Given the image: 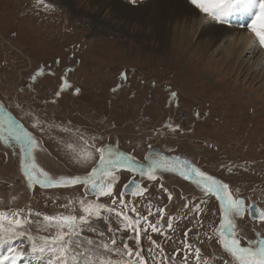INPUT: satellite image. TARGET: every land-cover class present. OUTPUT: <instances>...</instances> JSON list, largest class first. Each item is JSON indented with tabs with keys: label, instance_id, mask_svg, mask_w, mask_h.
Listing matches in <instances>:
<instances>
[{
	"label": "rangeland",
	"instance_id": "rangeland-1",
	"mask_svg": "<svg viewBox=\"0 0 264 264\" xmlns=\"http://www.w3.org/2000/svg\"><path fill=\"white\" fill-rule=\"evenodd\" d=\"M94 1L0 0V93L31 128L41 168L52 178L85 176L97 165L96 149L107 139L137 157L148 148L170 147L169 152L193 160L200 171L227 184L233 198L244 201V216H232L242 246L264 239V222L252 221L247 213L250 204L264 210V97L256 96L262 88L257 90L259 84L249 80L256 66L264 67V56L245 55L251 69L243 74L236 71L237 61L230 68L227 60L218 61L222 52L217 51L215 58L211 51L198 54V46L191 49L194 40L187 49L171 31L163 53L156 40L146 41L143 48L136 37L149 30L136 22L119 21L126 30L122 33L117 20L105 17L112 7L107 0L105 6ZM229 16L226 22L250 21L244 13L235 21ZM106 23L115 25L114 30ZM173 43L186 48V55H177L181 51ZM31 73L40 79L27 89L25 81ZM18 164L0 157V196L7 206L0 211L9 216L12 212L27 216L30 211L27 227L33 237L55 232L43 216L78 217L83 214L80 201L94 202L115 211L102 210L100 218L83 226L72 245L80 253L91 249L99 255L101 244L124 253L127 243L141 252L145 264H185V260L198 264L195 249L199 248V264H233L218 243L220 210L215 199L180 179L166 173L148 178L142 183L144 193L135 198L123 195L121 205L124 179H135L129 172L115 180L111 196L98 197L87 194L81 185L29 189ZM115 212H123L133 228L140 229L139 245L133 228ZM137 219L139 225L134 223ZM149 225L159 231L153 232ZM89 240L94 243L89 245ZM10 245L23 253L16 264H47L52 255L33 253L27 235L12 239ZM8 246L0 245V255L7 254ZM108 258L112 264L129 259L116 252ZM70 264H88V256L77 255Z\"/></svg>",
	"mask_w": 264,
	"mask_h": 264
},
{
	"label": "snow or ice",
	"instance_id": "snow-or-ice-1",
	"mask_svg": "<svg viewBox=\"0 0 264 264\" xmlns=\"http://www.w3.org/2000/svg\"><path fill=\"white\" fill-rule=\"evenodd\" d=\"M135 2V0H132ZM201 12L205 13L209 18L219 23L226 22L225 18L233 11H240L245 13L251 21L246 24V28L253 34L254 42H258L261 48H264V0H191ZM59 93H57L58 95ZM174 95V94H173ZM7 128L9 137L21 145V170L25 173L28 180L29 187L34 184H39L43 187H65L71 185L83 184L86 189L90 188L93 194L99 196H111L112 184L106 182V178L113 175L111 168L124 167L129 171H139L141 175L147 174L150 179H155L152 174L157 163L152 161L147 169L144 167H137L134 158L123 157L119 153L109 151L105 155L104 149H97L100 152V159L97 166L85 177H73L53 179L43 169L39 168L32 156V150L36 146L34 138L19 126H16L12 121H8ZM0 138H3L0 134ZM168 170H175L173 166H167ZM190 173L196 176V183L199 185L206 194H214L220 201L221 216L220 226L215 229L219 233L218 243L222 249L230 254L233 264H264V239L251 241L248 246H242L241 240L237 238L235 231L236 225L232 216H244V201L239 198H233L232 193L229 191L227 184H222L214 177L206 175L198 168H190ZM181 174H184L183 172ZM134 182H130L132 184ZM128 187V185H126ZM143 189L136 185L132 190V195H142ZM123 194L121 196L120 204L123 205ZM115 203V200H113ZM81 212L80 216L73 214H58V215H45L42 217L47 225L55 227V232L48 236L33 237L28 234V227L31 224L29 211L27 216H22L20 212H12L9 216L8 213L0 211V245L8 244L7 254L0 255V264H16V259L23 253L11 247L10 241L16 237L26 236L29 241H32L31 250L33 253L39 252L40 254L51 252L52 255L48 258L47 264H70L77 255H87L88 264H112V260L108 258L113 252L117 254H126L129 259L117 261L116 264H145V258L139 250L133 251L132 248L124 243V253H120L119 249L110 248L108 244H101L97 247L103 249L97 255L92 253H80L77 249L73 248V240L78 237L83 231V226L88 224L92 218H100L101 212L107 211L109 213L115 211L112 208H107L104 204L87 203L80 201ZM198 208V206H197ZM252 209L253 206L249 205ZM135 211V209H133ZM163 213V209H160ZM115 215L122 221H127V227L133 228V221L129 219L123 212H115ZM249 215L259 221H264V210L259 207L249 211ZM143 219H147L144 217ZM135 225H139L140 219H137ZM153 232H158L159 229L155 225H149ZM169 227H171V218H169ZM135 232V239L137 245L140 242V229L133 228ZM187 235V234H186ZM39 241L37 246L36 241ZM89 245L94 242L87 241ZM116 241L112 239V245ZM153 244L155 242L153 241ZM185 247L191 251V246L187 243ZM197 262L201 256V250L195 249ZM133 255L135 259H132ZM185 264H187L185 260ZM204 264H208L207 261ZM225 264H228L225 261Z\"/></svg>",
	"mask_w": 264,
	"mask_h": 264
},
{
	"label": "bare ground",
	"instance_id": "bare-ground-1",
	"mask_svg": "<svg viewBox=\"0 0 264 264\" xmlns=\"http://www.w3.org/2000/svg\"><path fill=\"white\" fill-rule=\"evenodd\" d=\"M141 1L142 3L131 2L125 4L119 0H107V3L112 7L111 10L108 9L111 11L110 14L107 13L108 16L105 15V17L108 20H117V26L122 33L126 32V30H124L123 25H119V21L136 22L141 27H145V30H149L140 32L136 37L142 43L140 46L143 48H145L146 41L156 40L160 46L159 50L163 53L168 43L167 35L171 31L175 34L176 41L185 43L187 49L191 46L187 44H192L194 40V47L191 49L196 51V46H198V54H205L211 51L212 58H215L218 53L222 52L218 61L224 62L227 60L226 68L232 65V62L237 61L236 71L239 70L243 74L248 73L249 69H251L250 67L247 68V63L243 60L245 55L253 56L260 52L264 56V48H261L258 42H254L253 34L246 28L247 22L235 21L241 16L242 12L240 11L230 13L228 20L235 22L219 23L192 5L190 3L191 0ZM94 2L104 6L107 4L104 0H95ZM245 16L247 17L246 14ZM95 19L97 20L98 16ZM105 25L111 26L114 30L115 25L109 23ZM100 35L104 36L105 33H100ZM176 43H173L174 47L181 51L177 55L185 56L186 48L183 49L180 44ZM217 51L219 52L217 53ZM215 61V65H218L219 62ZM211 73L213 74V72ZM249 80L250 83L259 84L257 90L262 88L261 94H256V96L264 97V67L256 66V72L252 70L251 79Z\"/></svg>",
	"mask_w": 264,
	"mask_h": 264
},
{
	"label": "flooded vegetation",
	"instance_id": "flooded-vegetation-1",
	"mask_svg": "<svg viewBox=\"0 0 264 264\" xmlns=\"http://www.w3.org/2000/svg\"><path fill=\"white\" fill-rule=\"evenodd\" d=\"M1 48L2 47L0 46V49ZM41 68L46 70V68H44V67H41ZM39 79H40V77H36V76L34 77V75L31 73L26 78V81H25L26 88L27 89L31 88L30 85H32L33 83L39 81ZM2 89L3 88L0 86V90H2ZM11 92H14V91H11ZM16 92L18 93L19 89ZM6 93H8V92H6ZM4 94L5 93H0V134H2V136H3V138H0V157L3 156L6 161H8V160L9 161L17 160L19 162L18 166L21 169V145L19 143H17L15 140H13V139H11L9 137L7 128L5 126L7 125L8 121L10 120L16 126L21 127L23 129V131L28 132L31 136H33V133L31 131V128L27 124H25L18 116H16V114H14V112L12 110V107L9 104H7ZM167 148L168 147H164L163 149H159V148H150L149 149L148 148L142 159H136L134 157H132V158H134L137 167H144L145 169H147V166L152 161H155L157 163V167H156L155 171L152 173L154 176H158L160 173L161 174L166 173V174L170 175L173 178L180 179L181 183H184L186 186L192 187L197 193L206 194L203 191V189L199 185H197V183H196V179L197 178H196L195 174L189 172L190 168H198L196 165H194L193 160L189 159L188 157L185 158L181 154H177L175 152H169L170 147L168 149ZM97 149H104L105 155H107L109 151H112L114 153L121 154L123 157H131L128 154H126L119 147V145H118V143L116 141L115 142L113 141V143L110 144L108 139L104 143L99 145ZM97 149H96V152H97L96 155L98 156V161H99L100 152L97 151ZM149 153H152V155L150 157V161H146L147 156H148ZM156 154L160 155L161 158H158L157 156H155ZM32 156H33L34 161L37 164V166L39 168H41V166L39 165V162H38L37 155H36V148H33ZM153 158H155V159H153ZM158 159H160V160H158ZM98 161L95 162L94 164L96 165L98 163ZM169 165L173 166L175 170H168L167 166H169ZM179 169L184 174L174 173V172H176ZM111 171H112L113 175L110 176V177H107L106 180L108 182L112 183V186H113L115 180L118 177L121 178V176L123 177L124 175H126V172H129L135 178V179H130V180L139 181L141 186H142V183L146 179L149 178V176L147 174L141 175L139 171H135V172L129 171L127 168H124V167H113V168H111ZM22 173H23V175L26 178L25 173L23 171H22ZM212 177H214V176H212ZM53 179H57V178H53ZM216 180H217V178H216ZM128 181H129V179L125 178L123 183H126ZM26 185L29 187L27 178H26ZM34 186H36V187H38L40 189H45V187L38 186L37 184H34L31 187H34ZM31 187H29V189H31ZM207 195H209L211 198L215 199L217 205L219 206L216 198L212 194H207ZM219 210H220V207H219ZM248 216H249V214H248ZM249 219H251V218L249 217ZM252 221L260 222V221H255V220H252ZM262 222H264V221H262Z\"/></svg>",
	"mask_w": 264,
	"mask_h": 264
},
{
	"label": "water",
	"instance_id": "water-1",
	"mask_svg": "<svg viewBox=\"0 0 264 264\" xmlns=\"http://www.w3.org/2000/svg\"><path fill=\"white\" fill-rule=\"evenodd\" d=\"M151 155H152V153H149V154H148L146 161H150V157H151ZM155 156H157L158 158H161V156L158 155V154H156ZM158 160H160V159H158ZM174 173H182V171L179 169V170H177V171L174 172ZM87 175H88V174H87ZM87 175H85V176H87ZM85 176H79V177H85ZM61 177H65V178H69V179H70V178H73V176H61ZM75 177H77V176H75ZM59 178H60V177H58L57 179H59ZM130 182H134V183L130 184ZM109 183H110V182H109ZM37 185H38V186H41V185H39V184H37ZM78 185L83 186V187L85 188L87 194H89V195H96V194H93V193H92V191H91L90 188L86 189L85 185H83V184H78ZM78 185H71V186H65V187H45V188H68V187H73V186H78ZM126 185H128V187H126ZM136 185H139L140 189H143V187L140 185L139 181H133V180H130V181L126 182V183L122 186V193H123V195H125V196H130V197H134V198L140 196V195L133 196V195L131 194L133 188H135ZM143 193H144V191L142 192V194H143ZM212 195L216 198V200H217V202H218V204H219V207H220V201L217 199V197H216L214 194H212ZM250 205H252L253 208L250 209L249 206H248V214H249V211H250V210H254V208L257 207L255 204H250ZM220 216H221V208H220ZM249 217H250L252 220L259 221V220H257V219H254V218H253L252 216H250V215H249ZM260 222H262V221H260ZM219 226H220V223H219Z\"/></svg>",
	"mask_w": 264,
	"mask_h": 264
},
{
	"label": "trees",
	"instance_id": "trees-1",
	"mask_svg": "<svg viewBox=\"0 0 264 264\" xmlns=\"http://www.w3.org/2000/svg\"><path fill=\"white\" fill-rule=\"evenodd\" d=\"M25 189V188H24ZM25 191L26 192H28V193H30L29 191V189H25ZM0 193H2V192H0ZM22 196H27L28 197V194H24L23 192H22V190L19 192ZM17 196H19V195H17ZM14 200V198L11 200L10 199V201L12 202ZM4 202H6V199H5V197L4 196H0V207H2V208H7V206H5L4 207ZM13 204L15 205V206H17L16 204H15V202H13Z\"/></svg>",
	"mask_w": 264,
	"mask_h": 264
},
{
	"label": "crops",
	"instance_id": "crops-1",
	"mask_svg": "<svg viewBox=\"0 0 264 264\" xmlns=\"http://www.w3.org/2000/svg\"><path fill=\"white\" fill-rule=\"evenodd\" d=\"M144 155H145V153H144ZM143 155V156H144ZM97 156V155H96ZM129 156H131V157H134V158H136V159H142L143 158V156L142 157H137V156H133V155H129ZM98 161V156H97V160L95 161V162H97ZM106 182L107 183H109L107 180H106ZM112 184V183H111ZM113 187V186H112ZM86 191V190H85Z\"/></svg>",
	"mask_w": 264,
	"mask_h": 264
},
{
	"label": "built area",
	"instance_id": "built-area-1",
	"mask_svg": "<svg viewBox=\"0 0 264 264\" xmlns=\"http://www.w3.org/2000/svg\"><path fill=\"white\" fill-rule=\"evenodd\" d=\"M174 128H176V130H177V129H180L179 124H174Z\"/></svg>",
	"mask_w": 264,
	"mask_h": 264
}]
</instances>
